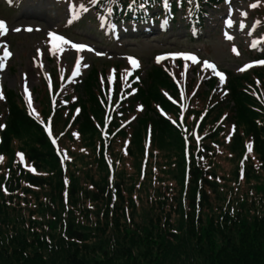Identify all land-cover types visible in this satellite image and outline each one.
<instances>
[{
    "label": "trees",
    "instance_id": "trees-1",
    "mask_svg": "<svg viewBox=\"0 0 264 264\" xmlns=\"http://www.w3.org/2000/svg\"><path fill=\"white\" fill-rule=\"evenodd\" d=\"M138 1L139 19L166 13L165 0ZM218 3L169 0L168 9ZM248 82L232 76L227 100L191 82L185 111L156 65L119 105L121 87L105 101L97 68L54 106L36 89L33 111L6 89L0 264H264V97Z\"/></svg>",
    "mask_w": 264,
    "mask_h": 264
},
{
    "label": "rangeland",
    "instance_id": "rangeland-1",
    "mask_svg": "<svg viewBox=\"0 0 264 264\" xmlns=\"http://www.w3.org/2000/svg\"><path fill=\"white\" fill-rule=\"evenodd\" d=\"M96 1L0 0V20L7 22L8 28L0 35V95L3 97L5 88L17 91L33 109L38 106L36 89L42 92L40 100L44 103L53 98L51 80L56 93L64 89L68 79L84 78L92 68H99L108 73L103 76L106 81L114 83L120 75L127 83L135 74L145 78L156 61L174 78L178 74L183 85L188 81L194 86L195 79L207 84L215 77V94L223 92L230 76L255 80L257 71L264 73L260 63L264 60L256 57L264 55L263 24L255 14L264 4L262 0H225L209 11L202 28L190 17L178 18L177 22L168 18L157 24L151 20L148 24L118 23L94 12ZM17 28L21 31H15ZM52 32L62 33L68 43L54 47ZM73 45L85 48L77 51ZM130 58L138 61V68ZM205 62L214 65L215 71ZM54 70L59 73L51 78ZM217 73L224 75L223 81ZM105 86L110 98L112 86ZM263 91L258 87L257 92ZM188 97L184 93L186 102ZM136 119L134 115L131 121Z\"/></svg>",
    "mask_w": 264,
    "mask_h": 264
},
{
    "label": "snow or ice",
    "instance_id": "snow-or-ice-1",
    "mask_svg": "<svg viewBox=\"0 0 264 264\" xmlns=\"http://www.w3.org/2000/svg\"><path fill=\"white\" fill-rule=\"evenodd\" d=\"M165 4L167 5V0H165ZM256 6L257 5H251V7H256ZM32 30L33 29H31V28L27 29V31H32ZM7 31H8V28H7L6 22L0 20V35L5 34ZM15 31H21V29L17 28V29H15ZM50 38L54 42V47L58 46L60 44H67L68 43V41L66 39H64L61 36L55 35V34H51ZM227 38L231 39L232 37L229 36ZM73 47L76 48L77 51L84 50V48H85V46H82V45H73ZM88 50H90V49H88ZM6 55H8V54L6 53ZM186 58L187 59H191V60H195L196 59L194 56H187ZM130 62L133 65L134 68H138L139 67V63H138V61L136 59L130 58ZM260 63L264 64V61H261ZM205 66L209 67V68H212L215 71V66L214 65L205 62ZM241 70L243 71L244 69H241ZM77 71H79V65L77 66ZM217 75L220 77L221 81L224 80V75L222 73H217ZM0 98H2V97H0ZM29 104H31V97H29ZM248 148H249V151H251V145H249ZM21 159H23V157H21Z\"/></svg>",
    "mask_w": 264,
    "mask_h": 264
},
{
    "label": "bare ground",
    "instance_id": "bare-ground-1",
    "mask_svg": "<svg viewBox=\"0 0 264 264\" xmlns=\"http://www.w3.org/2000/svg\"><path fill=\"white\" fill-rule=\"evenodd\" d=\"M22 17H24V16H22ZM24 18H26V17H24Z\"/></svg>",
    "mask_w": 264,
    "mask_h": 264
}]
</instances>
